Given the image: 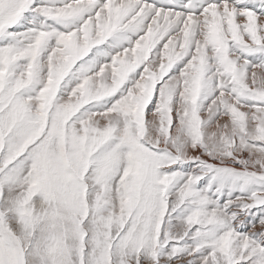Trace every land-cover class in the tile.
<instances>
[{
	"label": "snow or ice",
	"instance_id": "6c2138e0",
	"mask_svg": "<svg viewBox=\"0 0 264 264\" xmlns=\"http://www.w3.org/2000/svg\"><path fill=\"white\" fill-rule=\"evenodd\" d=\"M0 264H264V0H0Z\"/></svg>",
	"mask_w": 264,
	"mask_h": 264
},
{
	"label": "rangeland",
	"instance_id": "374dc122",
	"mask_svg": "<svg viewBox=\"0 0 264 264\" xmlns=\"http://www.w3.org/2000/svg\"><path fill=\"white\" fill-rule=\"evenodd\" d=\"M237 22H238V23H244V20H243L242 18H238V19H237Z\"/></svg>",
	"mask_w": 264,
	"mask_h": 264
}]
</instances>
